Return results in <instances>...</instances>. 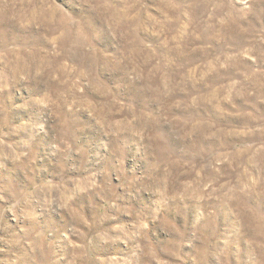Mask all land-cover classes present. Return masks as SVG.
<instances>
[{
    "label": "rangeland",
    "instance_id": "1",
    "mask_svg": "<svg viewBox=\"0 0 264 264\" xmlns=\"http://www.w3.org/2000/svg\"><path fill=\"white\" fill-rule=\"evenodd\" d=\"M0 264H264V0H0Z\"/></svg>",
    "mask_w": 264,
    "mask_h": 264
}]
</instances>
